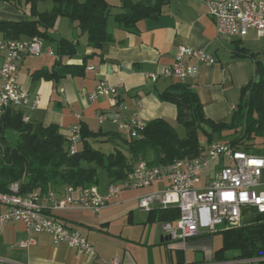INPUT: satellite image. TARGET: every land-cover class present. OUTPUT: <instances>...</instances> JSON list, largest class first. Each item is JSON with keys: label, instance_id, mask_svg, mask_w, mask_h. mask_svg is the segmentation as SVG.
<instances>
[{"label": "crops", "instance_id": "1", "mask_svg": "<svg viewBox=\"0 0 264 264\" xmlns=\"http://www.w3.org/2000/svg\"><path fill=\"white\" fill-rule=\"evenodd\" d=\"M46 1L0 0V21L36 19L39 13L52 9L51 3L40 11V4ZM105 1L111 8L107 20L110 39L102 48L93 51L86 35H80L69 19L58 18L53 29L47 32L48 39L42 40V55L25 57L20 61L17 73L20 88L30 99L40 98L36 109H18L22 116L28 118V123L55 126L65 140L73 126H83L86 131L98 134L89 138L87 143L95 150L105 149L107 152L98 151L106 155L116 149L124 150V141L129 137L118 131L110 120L99 124L97 114H106L108 119L138 117L145 123L163 119L174 127L177 125L176 108L161 101L159 94L181 83L162 75L173 64L178 47L203 50L214 57V65H198L197 75L184 84L198 95L206 119L214 123H230L240 102L241 90L255 75V62L264 67V38H259L253 29H249L242 38L218 37L214 22L199 0H130L133 3L156 2L158 7L155 18L139 20L133 26L115 21V16L123 13L121 7L125 0ZM62 39L74 48V55L62 57V64L73 68V72L83 67V72L66 75L56 81L33 78V74L51 71L57 64L58 58L46 55L45 50L50 49L59 57L58 43ZM48 42L51 44L47 45ZM2 55L0 52V66ZM189 63L194 64V61ZM149 74H156L157 80L150 81ZM100 82L117 87L121 110L104 96L94 101L87 99L84 93L94 91ZM232 132L224 131L221 138L215 137L211 144L228 143L227 133L233 139L239 131ZM201 143L204 151L209 145L204 143V138ZM81 146L82 142L78 150ZM218 168L219 162L212 163L203 172L204 181ZM167 184L168 181L162 180L147 188L121 190L98 214L78 209L54 212L59 222L86 237L94 249L95 259L66 244H53L45 233L28 232L23 224L10 222L0 234V264H109L115 258L119 264H178L181 261L188 264L184 253L187 241L162 240V223L151 222L149 212L138 208L139 196L161 190ZM108 185L105 177L97 187L104 194ZM153 224L160 226L159 243H156L157 236L151 237V230L146 229ZM28 239L32 243L20 248L19 243Z\"/></svg>", "mask_w": 264, "mask_h": 264}, {"label": "built area", "instance_id": "2", "mask_svg": "<svg viewBox=\"0 0 264 264\" xmlns=\"http://www.w3.org/2000/svg\"><path fill=\"white\" fill-rule=\"evenodd\" d=\"M207 10L215 25L218 37L242 38L253 29L259 38H264V2L249 0H199ZM43 41L39 37L0 40L2 62L0 66V112L8 109H36L40 104L38 96L30 99L17 81L18 65L25 57H39L43 53ZM46 55L58 57L50 50ZM193 60L194 64L189 61ZM213 56L203 50L178 47L174 61L162 75L181 83L194 78L198 65L212 66ZM91 68H89L90 70ZM150 81L157 80L156 74H149ZM89 101L107 97L118 110L117 87L100 82L94 91L84 93ZM99 124L110 120L117 130L129 138L139 139L146 123L138 117H115L97 114ZM22 121L28 123L23 116ZM81 142L80 126L71 128L67 139L68 154L76 155ZM219 162V168L204 181L203 172L212 163ZM168 181L167 186L137 198L138 208L143 212L153 209H177L178 218L161 224L162 234L170 242H182L203 234L237 229L243 226V210L264 214V157L246 154L234 149L228 143L210 144L198 156L176 160L168 165L149 167L144 162L137 163L120 181L109 183L102 194L97 186L74 188L65 186L60 190L41 192L33 190L20 194L18 184H12L8 193H0V234L6 224L19 222L28 232L45 233L53 244H66L82 254L96 258L94 249L79 231L65 227L54 212L78 209L98 214L109 205L110 199L121 190L150 187L158 181ZM31 240L19 243L26 248ZM255 262V260L243 263ZM109 264H119L113 259Z\"/></svg>", "mask_w": 264, "mask_h": 264}, {"label": "trees", "instance_id": "3", "mask_svg": "<svg viewBox=\"0 0 264 264\" xmlns=\"http://www.w3.org/2000/svg\"><path fill=\"white\" fill-rule=\"evenodd\" d=\"M48 1L52 3V9L39 13L36 19L0 21L3 39L39 37L46 40L47 32L53 29L56 20L67 18L80 35L87 36V43L93 51L109 42L107 20L111 8L105 0ZM121 8L123 13L116 15L115 21L128 26L158 15L156 2L133 3L125 0ZM58 54V62L51 71H39L33 74V78L56 81L66 75L83 72V67L73 72V68L61 62L62 57L74 55L70 43L60 40ZM263 90L264 67L255 62L254 77L241 90L240 102L230 123L223 124L205 118L198 95L188 85L174 84L160 93L159 99L175 106L176 124L183 129V137L168 122L157 119L146 123L141 138H127L124 150L116 149L108 155L87 143L89 138L98 134L86 131L83 126L80 127L81 149L76 155H69L67 140L59 134L57 127L24 123L18 109H5L0 112V193H8L10 185L15 183L20 194L33 190H60L65 186H98L100 172L109 183L118 182L139 162L156 167L196 157L204 149L202 138L205 144L210 145L215 137L220 139L224 131H239V135L228 142L234 149L262 156L263 151L249 150L255 138L264 139ZM10 133L16 134L13 146L8 142ZM177 218V209H154L149 212L151 222H173ZM213 234L222 236V245L214 253L211 264H264V214L253 212L251 223ZM251 260L255 262L243 263ZM178 264L185 263L181 261Z\"/></svg>", "mask_w": 264, "mask_h": 264}, {"label": "rangeland", "instance_id": "4", "mask_svg": "<svg viewBox=\"0 0 264 264\" xmlns=\"http://www.w3.org/2000/svg\"><path fill=\"white\" fill-rule=\"evenodd\" d=\"M2 5V2H0V7ZM51 5V2L46 1L44 4L41 3L40 4V11H43L44 9L48 8ZM64 21H66V23L68 20L64 19ZM50 42L46 43L47 45ZM51 44V43H50ZM174 128L176 129L177 134L180 137H183L184 132L183 129L181 127H179L178 125H175ZM232 134H235V132ZM239 135V132L236 133V136ZM228 138L227 141H230L232 139V136H229V133H227L226 135ZM235 136V137H236ZM225 137V136H224ZM16 139V134L15 133H10L8 135V142L10 146L14 145ZM254 144H250V152L256 151V150H260L264 152V139L263 138H255V140H253ZM101 150L103 152H107L105 151V149H98ZM110 152H113V150H111ZM264 157V154H261ZM98 179L100 182H104L105 177L103 173H99L98 174ZM149 227L146 229H150L151 230V237L157 236L156 238V243H159L160 239H159V233H160V226L159 224H153V225H148ZM222 245V236L220 234H203V235H199L193 239H189L186 242V247L184 248V253H185V260L188 264H193V263H210L213 260V255L214 253L220 249ZM172 258L173 260H175V256L174 253L172 254Z\"/></svg>", "mask_w": 264, "mask_h": 264}, {"label": "water", "instance_id": "5", "mask_svg": "<svg viewBox=\"0 0 264 264\" xmlns=\"http://www.w3.org/2000/svg\"><path fill=\"white\" fill-rule=\"evenodd\" d=\"M252 220V213L249 209H245L243 210L242 213V223L243 225L249 224L251 223ZM162 240H168L167 237L165 235H163Z\"/></svg>", "mask_w": 264, "mask_h": 264}]
</instances>
